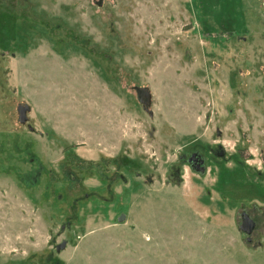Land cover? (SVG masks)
I'll return each instance as SVG.
<instances>
[{
    "label": "rangeland",
    "instance_id": "374dc122",
    "mask_svg": "<svg viewBox=\"0 0 264 264\" xmlns=\"http://www.w3.org/2000/svg\"><path fill=\"white\" fill-rule=\"evenodd\" d=\"M0 264H264V0H0Z\"/></svg>",
    "mask_w": 264,
    "mask_h": 264
},
{
    "label": "water",
    "instance_id": "95a60500",
    "mask_svg": "<svg viewBox=\"0 0 264 264\" xmlns=\"http://www.w3.org/2000/svg\"><path fill=\"white\" fill-rule=\"evenodd\" d=\"M136 92L141 100L146 101V103L148 102L149 94L144 88H137ZM18 112H19L20 121H24L26 119V116L24 114L25 106L22 105L18 106ZM240 217H241V223L239 225V228L242 232H244L245 234H247V236H249L252 233V230L254 229V221L245 211L241 212ZM122 219H124L123 214L120 215L118 220L121 221ZM247 240L250 241V238L248 237ZM65 245L66 243L62 242L60 245L57 246V250L60 251L61 249H64Z\"/></svg>",
    "mask_w": 264,
    "mask_h": 264
},
{
    "label": "flooded vegetation",
    "instance_id": "af4514ba",
    "mask_svg": "<svg viewBox=\"0 0 264 264\" xmlns=\"http://www.w3.org/2000/svg\"><path fill=\"white\" fill-rule=\"evenodd\" d=\"M249 236H250V235H249ZM249 236H248V237H249ZM248 237H247V238H248ZM249 238H250V237H249Z\"/></svg>",
    "mask_w": 264,
    "mask_h": 264
}]
</instances>
